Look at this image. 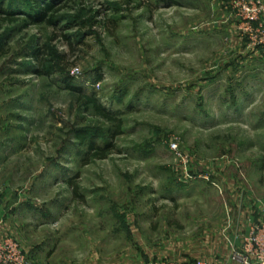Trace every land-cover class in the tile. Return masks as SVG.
<instances>
[{
    "label": "rangeland",
    "instance_id": "obj_1",
    "mask_svg": "<svg viewBox=\"0 0 264 264\" xmlns=\"http://www.w3.org/2000/svg\"><path fill=\"white\" fill-rule=\"evenodd\" d=\"M39 1L0 0V241L229 264L213 250L264 217V0Z\"/></svg>",
    "mask_w": 264,
    "mask_h": 264
},
{
    "label": "built area",
    "instance_id": "obj_2",
    "mask_svg": "<svg viewBox=\"0 0 264 264\" xmlns=\"http://www.w3.org/2000/svg\"><path fill=\"white\" fill-rule=\"evenodd\" d=\"M257 15L252 14L250 19L257 20ZM262 19H264V14ZM261 26L264 29L263 23ZM0 264H26L24 252L20 245L12 239L0 241ZM161 264L175 263L168 261ZM195 264L210 263L205 259H198ZM229 264H264V217L258 222H253L248 231L243 234L240 244L233 247Z\"/></svg>",
    "mask_w": 264,
    "mask_h": 264
},
{
    "label": "trees",
    "instance_id": "obj_3",
    "mask_svg": "<svg viewBox=\"0 0 264 264\" xmlns=\"http://www.w3.org/2000/svg\"><path fill=\"white\" fill-rule=\"evenodd\" d=\"M36 6H37V14L40 16V15H43L45 16L47 14V12H49L52 8V5L50 3L46 4V3H42L40 2L39 0H36ZM4 13H8V10H5L3 11ZM26 15L31 19V22L32 23H36V22H41L42 20H45L46 22L52 24L54 22V16H49L48 18H44V19H34L33 15L29 14V13H26ZM46 75H50L53 73V71H45L44 72ZM85 101H86V104L89 106V105H92L94 106L95 110L98 112V114H100L101 116H103L104 118H107V119H110L112 115L111 112H109L103 105H101L97 99H96V96L95 95H86V97L84 98ZM117 126L119 129L122 128V120H118L117 121ZM112 147V144H107V146L105 147H96L94 144H91V149L92 150H96L94 152H96L95 154L96 155H99L101 158H104L106 157V154L108 153V151L110 150V148ZM101 154V155H100ZM74 192L77 194V189L75 188L74 189Z\"/></svg>",
    "mask_w": 264,
    "mask_h": 264
},
{
    "label": "crops",
    "instance_id": "obj_4",
    "mask_svg": "<svg viewBox=\"0 0 264 264\" xmlns=\"http://www.w3.org/2000/svg\"><path fill=\"white\" fill-rule=\"evenodd\" d=\"M247 229H248V226H247ZM247 229H246V232H247ZM229 243H230V249H226L227 251H225V252H221L220 250H213V252L215 253V258H219V259H222V258H224V257H227L226 259L228 260V261H230V257H231V255H232V251H233V247L234 246H238L239 244H240V242H238V241H229ZM228 246V245H227ZM201 259H205V260H207L208 262H209V258L207 259V257L205 258V257H202ZM168 261H170V260H164V261H160L158 264H161V263H164V262H168ZM210 263V262H209Z\"/></svg>",
    "mask_w": 264,
    "mask_h": 264
}]
</instances>
